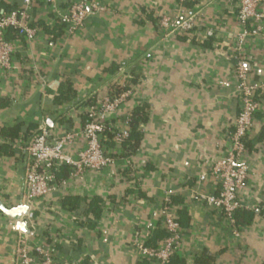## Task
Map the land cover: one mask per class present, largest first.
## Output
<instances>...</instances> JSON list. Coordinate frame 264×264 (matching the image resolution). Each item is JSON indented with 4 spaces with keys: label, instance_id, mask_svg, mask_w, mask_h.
I'll list each match as a JSON object with an SVG mask.
<instances>
[{
    "label": "crops",
    "instance_id": "crops-1",
    "mask_svg": "<svg viewBox=\"0 0 264 264\" xmlns=\"http://www.w3.org/2000/svg\"><path fill=\"white\" fill-rule=\"evenodd\" d=\"M56 1L66 10L73 2L90 0ZM99 1L105 11L88 16L67 36L49 6L33 0L35 39L26 43L7 34L17 49L11 70L0 72V133L16 129L18 136L0 146V202L6 207L22 203V148L39 126L45 124L53 137L79 131L87 104L98 105L114 85L132 94L110 122L146 104L143 137L132 154L122 145L114 148L106 137L114 164L82 178L67 174L64 185L35 200L30 221L21 217L28 233L14 230L13 221L0 212V264H18L17 240L24 237L29 247L42 242L68 264H149L139 258L134 238L147 243L161 229L160 208L172 197L179 199L177 216L181 211L188 218L174 264H194L202 250L215 256L214 264H264V23L259 36L235 51L237 0ZM17 5L19 0H0V14ZM259 9L264 13V0ZM164 16L178 22L191 18L195 27L169 34L158 25ZM206 30L213 35L206 37ZM239 62L248 80L262 87L246 138L248 173L239 193L255 216L251 224L238 226L240 237L234 239L223 219L191 195L213 189L199 184L198 176L228 150L227 136L239 112ZM69 84L74 97L56 104L59 89ZM75 142L83 148L81 136Z\"/></svg>",
    "mask_w": 264,
    "mask_h": 264
},
{
    "label": "built area",
    "instance_id": "built-area-1",
    "mask_svg": "<svg viewBox=\"0 0 264 264\" xmlns=\"http://www.w3.org/2000/svg\"><path fill=\"white\" fill-rule=\"evenodd\" d=\"M54 14L56 22L64 27L67 36L73 35L84 24L90 15H100L105 11L99 0L76 1L66 10H62L56 0H43ZM192 1V0H181ZM237 23L239 26L235 36V51H241L245 43L259 36L264 23V13L259 9L261 0H237ZM33 0H19L17 10L0 16V72L11 70L16 45L7 39V34L13 32L17 37L31 43L37 34V29L31 24ZM159 28L169 34L176 31L189 32L195 27L189 18L182 21L175 17L164 16L158 23ZM206 37H211V30L204 31ZM236 96L239 102V112L234 129L228 133V150L226 154L213 163L207 173L198 176L201 185L212 184L210 191L195 190L191 199L220 216L226 223L231 238L240 237V228L235 222L234 215L238 210H251L239 199V193L245 184L248 166L244 162L246 152L245 141L253 125L254 116L260 107L257 92L262 85L251 82L241 62L236 68ZM120 87V86H119ZM121 87L123 85L121 84ZM132 90L123 91L118 96H106L98 105L85 109L87 122L79 131H64L53 137L48 127L39 126L38 133L22 148L24 153V194L21 205L30 209L35 200L47 196L51 191L65 184L64 180L57 184L55 174L62 168L68 170L70 178H82L87 171L101 172L114 164V151L105 145L106 137L110 136L114 148L121 146L129 137L130 116L122 121L118 119L122 106ZM81 136L83 148L76 145V138ZM6 140L0 136V146ZM77 148V149H76ZM177 207L170 198H166L160 208V226L165 232V238L155 248L134 238L133 246L141 260L149 264H169L170 260L179 253L182 246V227L176 214ZM29 214V213H28ZM213 216V217H214ZM16 261L18 264H68L61 261L43 245L29 247L27 239L17 240Z\"/></svg>",
    "mask_w": 264,
    "mask_h": 264
},
{
    "label": "trees",
    "instance_id": "trees-1",
    "mask_svg": "<svg viewBox=\"0 0 264 264\" xmlns=\"http://www.w3.org/2000/svg\"><path fill=\"white\" fill-rule=\"evenodd\" d=\"M18 7H19V5L7 8L4 13L0 14V16H2L4 14H9V13L17 10ZM32 24H33V22L31 21L30 25L33 27ZM11 33L13 35H15L13 32H11ZM235 64H236V62H235ZM125 90H127L126 87L121 88L118 85H114V86L109 88L108 96H110V97L118 96L119 94H121ZM73 97H74V92L72 91V87L69 84V85H67L65 87H61L59 89V96L54 100V102L56 104H60L61 102L69 101ZM92 104L93 103L87 104V105L93 106ZM148 109H149L148 105L143 104V105H139V106L135 107L130 113V124H129L130 135H129L128 139L122 144L123 148L125 147L124 150L129 151L130 154H132L139 147V143L143 137L141 130H140V125H144L147 122ZM82 121H83V125H82V128H83V126L87 122V118H86L85 114L82 117ZM0 136L4 139L14 140L18 136V130L14 129V130L2 131L0 133ZM245 146L247 148L249 147L246 141H245ZM67 174H68V170L66 168L62 167L55 174L57 184L62 182L64 179H66ZM176 199L177 198H175V197L170 198V201L174 206L177 205L178 200H179V199H177V200ZM96 202H94V203H96ZM72 207L74 209L75 205H72ZM87 212H89V211H87ZM178 215L179 216H177L178 217L177 221H178L179 225L181 227L186 226L187 225V219H188L187 215L181 211L178 212ZM254 216H255L254 211H248V210L241 209L235 213L234 218H235V222H236L237 226H247V225L251 224ZM31 218H32V215L29 214L27 216V220L30 221ZM93 218H95V217L93 216ZM156 232L157 233H155V235L151 236L149 238V240L147 241V243H146L147 246L155 248L157 246V244L165 238L166 234L163 230L157 229ZM39 245H43L50 250L49 246L44 245L42 242L39 243ZM55 248L58 249L59 251H62V247L59 245H56ZM175 257L176 256H174L170 260L169 264H174ZM214 262H215V256L211 255L210 253H208L205 250H202L196 254L194 264H214Z\"/></svg>",
    "mask_w": 264,
    "mask_h": 264
},
{
    "label": "water",
    "instance_id": "water-1",
    "mask_svg": "<svg viewBox=\"0 0 264 264\" xmlns=\"http://www.w3.org/2000/svg\"><path fill=\"white\" fill-rule=\"evenodd\" d=\"M248 67V64H245V68ZM50 122L47 121V124ZM39 131V128L37 130V133ZM0 212L11 219L13 221V228L16 231H21L24 233L27 232V222L26 221H20L21 217L28 216L29 208L26 206L21 205V201H19L17 204H13L11 207H6L0 202Z\"/></svg>",
    "mask_w": 264,
    "mask_h": 264
}]
</instances>
